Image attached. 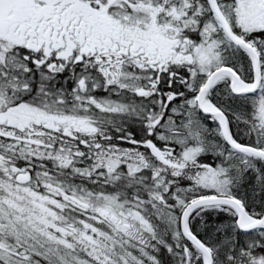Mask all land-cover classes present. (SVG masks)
Instances as JSON below:
<instances>
[{"label": "snow or ice", "instance_id": "obj_1", "mask_svg": "<svg viewBox=\"0 0 264 264\" xmlns=\"http://www.w3.org/2000/svg\"><path fill=\"white\" fill-rule=\"evenodd\" d=\"M0 264H264V0H0Z\"/></svg>", "mask_w": 264, "mask_h": 264}]
</instances>
